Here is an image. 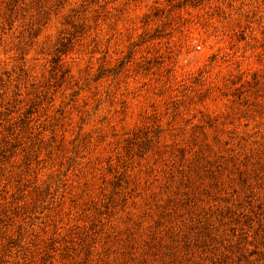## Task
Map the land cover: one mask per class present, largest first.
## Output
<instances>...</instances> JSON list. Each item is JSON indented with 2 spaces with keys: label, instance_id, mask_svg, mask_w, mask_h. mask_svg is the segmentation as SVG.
<instances>
[{
  "label": "rangeland",
  "instance_id": "obj_1",
  "mask_svg": "<svg viewBox=\"0 0 264 264\" xmlns=\"http://www.w3.org/2000/svg\"><path fill=\"white\" fill-rule=\"evenodd\" d=\"M0 264H264V0H0Z\"/></svg>",
  "mask_w": 264,
  "mask_h": 264
}]
</instances>
